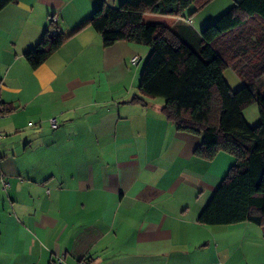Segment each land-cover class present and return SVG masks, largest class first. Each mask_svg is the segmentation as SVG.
Segmentation results:
<instances>
[{
	"label": "crops",
	"instance_id": "obj_1",
	"mask_svg": "<svg viewBox=\"0 0 264 264\" xmlns=\"http://www.w3.org/2000/svg\"><path fill=\"white\" fill-rule=\"evenodd\" d=\"M122 1L15 0L0 10V156L9 184H0V264H264L260 226L197 220L235 159L197 157L201 134L179 130L163 98L140 93L148 46H104L85 26L37 68L26 63L51 17L53 30L69 34L102 3ZM197 17L142 21L184 39L215 18ZM223 77L232 91L243 85L230 68Z\"/></svg>",
	"mask_w": 264,
	"mask_h": 264
},
{
	"label": "trees",
	"instance_id": "obj_2",
	"mask_svg": "<svg viewBox=\"0 0 264 264\" xmlns=\"http://www.w3.org/2000/svg\"><path fill=\"white\" fill-rule=\"evenodd\" d=\"M14 1L0 0V10ZM211 1L123 0L118 7L102 3L69 34L53 30L51 17L39 42L23 57L35 69L85 26L100 34L104 46L119 40L148 46L140 93L163 98L162 112L179 130L201 134L197 157L211 160L225 152L235 159L197 220L264 227V0H232L226 12L184 39L162 23L142 21L144 14L197 13ZM227 68L243 82L235 91L224 80ZM253 103L260 120L251 127L243 110Z\"/></svg>",
	"mask_w": 264,
	"mask_h": 264
},
{
	"label": "rangeland",
	"instance_id": "obj_3",
	"mask_svg": "<svg viewBox=\"0 0 264 264\" xmlns=\"http://www.w3.org/2000/svg\"><path fill=\"white\" fill-rule=\"evenodd\" d=\"M231 5H232V0H212L206 6H204L200 11H198V13L190 14L191 10L186 11V17L194 16V14H196V16H198L197 19L202 21V20H205L206 18L209 19L212 16V17H215L212 20V21H214L222 13L226 12L231 7ZM206 25L207 24H205V26ZM254 57H255V55H254ZM256 59H258V57ZM243 112L245 114L246 119L251 123V125H250L247 122L248 125L253 127V126L258 124V122L260 120V116H259L258 105L256 103H253V104L247 106L243 110ZM260 228H261V230H264V227L260 226ZM262 262H264V258H262Z\"/></svg>",
	"mask_w": 264,
	"mask_h": 264
},
{
	"label": "built area",
	"instance_id": "obj_4",
	"mask_svg": "<svg viewBox=\"0 0 264 264\" xmlns=\"http://www.w3.org/2000/svg\"><path fill=\"white\" fill-rule=\"evenodd\" d=\"M54 19V17L52 18V20ZM139 60V57L137 55H134L133 57L130 58V62L133 63V64H136ZM50 126L52 128H56L58 126V121L55 117H52V118H49L48 120ZM3 137V133L0 132V140L1 138ZM1 162H2V159H1V156H0V184L2 186V188L6 191L7 188L9 187V184L8 182L6 181V179L4 178V174H3V171L1 169ZM63 263V259L62 258H57L56 260V263L55 264H62ZM78 264H85L83 261H81L80 263Z\"/></svg>",
	"mask_w": 264,
	"mask_h": 264
}]
</instances>
